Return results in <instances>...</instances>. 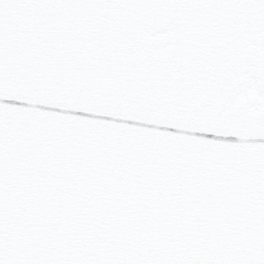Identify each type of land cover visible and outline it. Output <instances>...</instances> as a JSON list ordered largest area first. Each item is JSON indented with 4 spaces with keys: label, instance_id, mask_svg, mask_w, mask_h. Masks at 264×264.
Listing matches in <instances>:
<instances>
[{
    "label": "snow or ice",
    "instance_id": "obj_1",
    "mask_svg": "<svg viewBox=\"0 0 264 264\" xmlns=\"http://www.w3.org/2000/svg\"><path fill=\"white\" fill-rule=\"evenodd\" d=\"M0 264H264V0H0Z\"/></svg>",
    "mask_w": 264,
    "mask_h": 264
}]
</instances>
